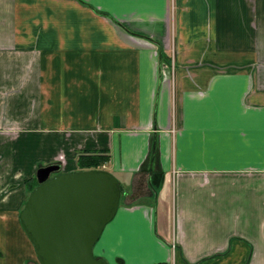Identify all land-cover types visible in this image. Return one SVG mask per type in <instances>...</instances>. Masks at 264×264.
Returning <instances> with one entry per match:
<instances>
[{"label": "crops", "instance_id": "0c3cea01", "mask_svg": "<svg viewBox=\"0 0 264 264\" xmlns=\"http://www.w3.org/2000/svg\"><path fill=\"white\" fill-rule=\"evenodd\" d=\"M84 151L125 188L96 257L264 264V0H0V264Z\"/></svg>", "mask_w": 264, "mask_h": 264}, {"label": "water", "instance_id": "95a60500", "mask_svg": "<svg viewBox=\"0 0 264 264\" xmlns=\"http://www.w3.org/2000/svg\"><path fill=\"white\" fill-rule=\"evenodd\" d=\"M59 170L56 163L37 168L38 185L19 213L38 264H108L93 250L117 212L124 186L103 169Z\"/></svg>", "mask_w": 264, "mask_h": 264}, {"label": "trees", "instance_id": "16d2710c", "mask_svg": "<svg viewBox=\"0 0 264 264\" xmlns=\"http://www.w3.org/2000/svg\"><path fill=\"white\" fill-rule=\"evenodd\" d=\"M108 153L106 151H84L79 153L78 160L81 169H97L102 168L108 160ZM38 185L36 178L31 184H28V193Z\"/></svg>", "mask_w": 264, "mask_h": 264}, {"label": "rangeland", "instance_id": "374dc122", "mask_svg": "<svg viewBox=\"0 0 264 264\" xmlns=\"http://www.w3.org/2000/svg\"><path fill=\"white\" fill-rule=\"evenodd\" d=\"M33 264H38V260L37 258H35V260L32 262Z\"/></svg>", "mask_w": 264, "mask_h": 264}, {"label": "built area", "instance_id": "2783aa9c", "mask_svg": "<svg viewBox=\"0 0 264 264\" xmlns=\"http://www.w3.org/2000/svg\"><path fill=\"white\" fill-rule=\"evenodd\" d=\"M172 247H173V249L175 248V245L174 244H172ZM174 252V251H173Z\"/></svg>", "mask_w": 264, "mask_h": 264}]
</instances>
